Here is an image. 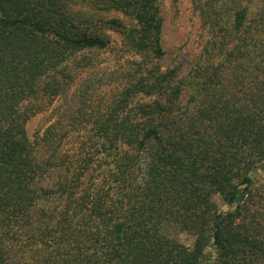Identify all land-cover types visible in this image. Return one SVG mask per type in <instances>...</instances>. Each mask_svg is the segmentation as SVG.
<instances>
[{"label":"trees","instance_id":"trees-1","mask_svg":"<svg viewBox=\"0 0 264 264\" xmlns=\"http://www.w3.org/2000/svg\"><path fill=\"white\" fill-rule=\"evenodd\" d=\"M194 3L180 74L158 0H0V264H264V0ZM103 26L147 56L107 94Z\"/></svg>","mask_w":264,"mask_h":264},{"label":"rangeland","instance_id":"rangeland-1","mask_svg":"<svg viewBox=\"0 0 264 264\" xmlns=\"http://www.w3.org/2000/svg\"><path fill=\"white\" fill-rule=\"evenodd\" d=\"M73 2L76 3L73 4L76 8H85L81 1ZM158 2L163 18L161 44L164 55L161 59L153 61V63L158 65L160 69L176 66L179 68L180 74H185L189 69L188 62L193 61L199 50L201 19L195 9L194 0H158ZM103 7L105 6L97 8L99 9L97 12L105 14L108 9ZM109 10H112V8ZM122 17L127 18L124 15ZM102 28L111 38V43L104 50L88 54L91 60L97 63L96 69L90 73L82 74L81 82L85 86L92 75L96 80L99 79L100 84H97V86L100 85L101 91L107 94L111 90H116L123 81L127 83L128 77L130 78L133 75L136 64L147 59V56H143L140 51L129 47L124 42L122 33L118 29L106 28L105 26ZM137 96L146 99L142 94L138 93ZM50 111V109H47L44 112H38L26 122V130L31 139L42 132L43 124L46 122L44 120L48 113H51ZM249 176L253 179L257 188L264 190V161L258 163L250 171ZM214 199L218 204H221L218 196ZM173 235L188 246L192 244V236L185 231L175 230ZM214 252L213 245L208 244L205 248L206 259H213Z\"/></svg>","mask_w":264,"mask_h":264}]
</instances>
